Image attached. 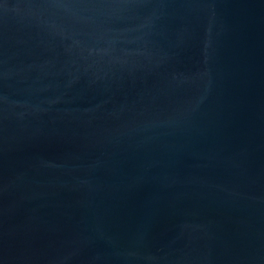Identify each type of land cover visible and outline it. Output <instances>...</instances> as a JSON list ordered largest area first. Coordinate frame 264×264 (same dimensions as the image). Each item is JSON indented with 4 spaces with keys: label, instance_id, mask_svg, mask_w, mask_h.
<instances>
[{
    "label": "water",
    "instance_id": "1",
    "mask_svg": "<svg viewBox=\"0 0 264 264\" xmlns=\"http://www.w3.org/2000/svg\"><path fill=\"white\" fill-rule=\"evenodd\" d=\"M0 264H264V0H0Z\"/></svg>",
    "mask_w": 264,
    "mask_h": 264
}]
</instances>
